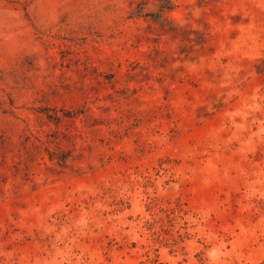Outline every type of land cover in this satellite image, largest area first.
<instances>
[{"label": "rangeland", "instance_id": "obj_1", "mask_svg": "<svg viewBox=\"0 0 264 264\" xmlns=\"http://www.w3.org/2000/svg\"><path fill=\"white\" fill-rule=\"evenodd\" d=\"M0 264H264V0H0Z\"/></svg>", "mask_w": 264, "mask_h": 264}]
</instances>
